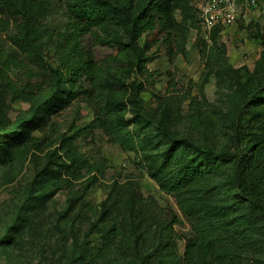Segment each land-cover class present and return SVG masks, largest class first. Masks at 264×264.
I'll use <instances>...</instances> for the list:
<instances>
[{
  "label": "rangeland",
  "instance_id": "obj_1",
  "mask_svg": "<svg viewBox=\"0 0 264 264\" xmlns=\"http://www.w3.org/2000/svg\"><path fill=\"white\" fill-rule=\"evenodd\" d=\"M164 1L168 28L152 46L140 41L137 65L104 70L99 105L51 96L50 44L44 65L22 59L10 41L11 22L0 16V49L25 60L8 72L18 94L0 81V264H161L166 240L155 228L162 215L154 206L179 220L170 241L175 264H187V243L196 246L191 264H264V219L235 194L233 161L203 154L233 151L228 113L241 104L247 76L262 83L264 7L205 39L198 0ZM31 3L50 31L64 29L65 0ZM113 31L128 35L123 25H107L83 34L80 46L107 65L104 37ZM31 113L37 120L16 127ZM157 122L198 148L170 147L155 132ZM242 135L244 144L264 139L263 100L244 118ZM246 173L249 189L264 195V160L254 159ZM183 177L189 184L182 195L235 258L205 255L174 196L161 190ZM105 244L110 254L99 259Z\"/></svg>",
  "mask_w": 264,
  "mask_h": 264
},
{
  "label": "trees",
  "instance_id": "obj_2",
  "mask_svg": "<svg viewBox=\"0 0 264 264\" xmlns=\"http://www.w3.org/2000/svg\"><path fill=\"white\" fill-rule=\"evenodd\" d=\"M65 2L67 21L64 29L56 34L40 22L39 14L32 9L31 0H0V16H5L6 22H11L13 30L10 41L22 59L40 66L44 65L47 61L46 51L49 50L47 44H50L53 50L51 56L53 63L49 62V67L55 83L51 96L62 97L67 105L78 96H83L86 100L99 105L105 92L102 82L104 70L118 68L126 62L137 65L143 50L140 41H143L145 46H152L159 41V35L168 28L164 15L165 1L65 0ZM8 23H6L7 27ZM107 25H123L128 29V35L122 39L119 32L113 31L104 37L105 42L111 47V53L107 57L109 63L104 65L96 62L90 53L83 50L79 39L83 34H95L96 30ZM258 36L264 60V26ZM25 60H20L12 53L0 49V81L5 82L7 89L14 94H18L19 91L10 83L8 72L21 69ZM114 62L116 65L112 64ZM262 75L263 80L260 84H257L253 76L249 75L245 78L241 84L242 102L235 110L228 113L232 129L233 151L215 152L206 149L203 150V154L212 160L233 161L235 194L255 208L264 219V195H259L249 189L247 181L249 173H246L254 159L264 160V139L256 144H244L242 135V123L251 112L253 104L258 99L264 101V71ZM24 100L28 101V99ZM35 118V115L31 113L27 119L17 121L16 127L24 123L29 124L32 120H37ZM153 128L161 138L168 142L170 147L184 144L198 148L188 139L175 136L160 122L155 123ZM14 130L5 131L1 137L10 135ZM188 184L186 177H183L176 183L161 185V190L174 196L181 215L190 224L192 231L201 238L205 255L211 254L215 261L225 260L232 255L235 258L232 248L222 245L220 239L216 237L218 235H213L212 229L209 230L207 224L201 221L202 218L199 219V212L192 207L195 206L194 202L185 199L182 195V188ZM154 209L162 215L161 219H153L155 228L166 240L161 245V256L163 257L161 264H175L176 258L170 241L176 236L173 226L179 220L173 213L167 217L164 210L157 206H154ZM208 240H212V245L207 243ZM110 248L109 244H105L97 252V258H106L110 254ZM195 253L194 243H187L184 247V260L187 264L192 263Z\"/></svg>",
  "mask_w": 264,
  "mask_h": 264
},
{
  "label": "built area",
  "instance_id": "obj_3",
  "mask_svg": "<svg viewBox=\"0 0 264 264\" xmlns=\"http://www.w3.org/2000/svg\"><path fill=\"white\" fill-rule=\"evenodd\" d=\"M263 7L264 0H198L200 33L207 39L216 28L230 27Z\"/></svg>",
  "mask_w": 264,
  "mask_h": 264
}]
</instances>
